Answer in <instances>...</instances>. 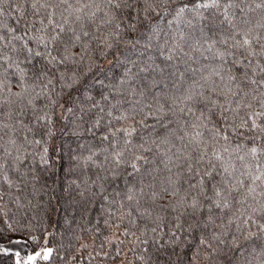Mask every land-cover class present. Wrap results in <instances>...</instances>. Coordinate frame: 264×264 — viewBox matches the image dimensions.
I'll return each instance as SVG.
<instances>
[{
	"label": "snow or ice",
	"instance_id": "6c2138e0",
	"mask_svg": "<svg viewBox=\"0 0 264 264\" xmlns=\"http://www.w3.org/2000/svg\"><path fill=\"white\" fill-rule=\"evenodd\" d=\"M0 253L264 264V0H0Z\"/></svg>",
	"mask_w": 264,
	"mask_h": 264
},
{
	"label": "trees",
	"instance_id": "16d2710c",
	"mask_svg": "<svg viewBox=\"0 0 264 264\" xmlns=\"http://www.w3.org/2000/svg\"><path fill=\"white\" fill-rule=\"evenodd\" d=\"M28 250H31V249L29 248ZM22 254H26V253L22 252ZM53 257L54 258L56 257L55 253H53ZM0 264H14V256H13V254L0 253ZM37 264H48V262L47 261H43L42 259H38ZM55 264H59L58 259L55 260Z\"/></svg>",
	"mask_w": 264,
	"mask_h": 264
}]
</instances>
